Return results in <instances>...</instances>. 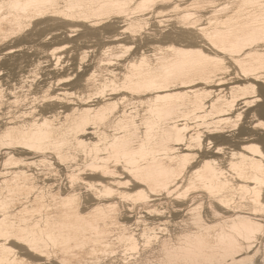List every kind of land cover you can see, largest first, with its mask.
<instances>
[{
	"label": "bare ground",
	"instance_id": "6f19581e",
	"mask_svg": "<svg viewBox=\"0 0 264 264\" xmlns=\"http://www.w3.org/2000/svg\"><path fill=\"white\" fill-rule=\"evenodd\" d=\"M0 264H264V0H0Z\"/></svg>",
	"mask_w": 264,
	"mask_h": 264
}]
</instances>
